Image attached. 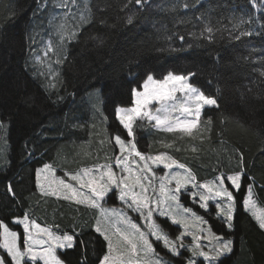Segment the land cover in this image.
Here are the masks:
<instances>
[{"label": "trees", "instance_id": "1", "mask_svg": "<svg viewBox=\"0 0 264 264\" xmlns=\"http://www.w3.org/2000/svg\"><path fill=\"white\" fill-rule=\"evenodd\" d=\"M44 2L0 0V120L8 124L2 123L9 143L7 161L0 167V221L23 233L14 219L29 208L40 207L45 223L76 236L74 247L58 251L61 259L67 264H99L107 242L95 231L96 215L89 207L61 198L40 204L37 169L47 162L58 166L62 152H70L74 144L90 138L76 122L89 118L99 103H87L89 99L99 101L91 92L95 88L101 89L108 122L99 127L95 139L99 142L106 132L126 135L114 110L131 105V89L138 87L146 73L157 78L168 72L194 73L190 83L217 102L203 110L201 121L206 123L202 133L179 138L178 133L136 125L138 148L143 152L174 151L199 180L243 170L240 190L232 189L236 206L231 228L217 217L214 206L207 212L191 205L187 194L182 197L187 206L205 214L217 234L233 241L232 251L217 264H264V229L243 204L248 184H254L255 195L264 204V30L258 26L264 23L260 19L264 9H258L252 0H200L187 9L182 4L193 0H146L143 8L135 0H91V20L70 41L60 65V87L51 89L29 60L32 38L46 26L51 5L42 9ZM202 12L214 27L212 34L200 35L204 25L198 17ZM249 12L256 23L243 27L250 28L253 35L233 39L238 30L230 17ZM133 13L132 23H128ZM149 131L155 138H179L175 143L179 147L166 149L156 140L149 146ZM191 143L196 151L188 149ZM228 186L231 188L229 182ZM105 200L108 205L122 206L116 193H109ZM87 210L90 215L81 221ZM156 248L165 253L159 242Z\"/></svg>", "mask_w": 264, "mask_h": 264}, {"label": "snow or ice", "instance_id": "2", "mask_svg": "<svg viewBox=\"0 0 264 264\" xmlns=\"http://www.w3.org/2000/svg\"><path fill=\"white\" fill-rule=\"evenodd\" d=\"M135 3L143 8L146 0H135ZM198 3L200 0H193L192 4L184 2L182 7L187 9L195 7ZM252 4L258 9H264V0H252ZM52 7L63 11L59 14L60 22L54 26L55 34L59 38L58 42L54 44L49 40L44 49L45 57L49 52H55L58 55L66 41L76 38L80 24L90 22L92 17L89 0H79V2L78 0H55ZM73 8L76 9L75 12ZM134 15L135 13L128 16V23H132ZM69 17L77 20L75 28L71 31L68 29ZM204 17L203 12L198 17L204 25L201 36L205 32L209 34L214 32L211 21ZM57 18L54 15L49 20L50 27ZM260 19L264 21V14ZM230 20L233 27L238 30V34L232 36L233 39L239 40L241 37L253 35L250 28L243 27L246 24L256 23L251 12L240 15L233 13ZM258 26L264 30V23ZM52 35L53 33L50 32L49 36ZM192 35L195 36L196 33ZM167 38L171 39V37ZM179 38L184 39L183 36ZM37 60L42 64L46 63L41 57H37ZM61 62L60 59L56 60L57 64ZM48 69L52 71L51 64H48ZM192 75L195 74L168 72L157 78L152 73H146L138 87L131 89L133 97L131 106H118L114 110L120 125L126 130V137L120 134L114 136V144L118 146V150L111 156L105 155L104 162H97L90 167L80 168L61 176L56 175L55 169L50 164H45L37 172L40 190L45 195L56 196L64 193V199L74 200L79 205L97 211L95 231L100 233L107 242V251L99 264H162V258L156 252L150 237L162 242L163 247L174 255H180V248L188 249L191 252V258L187 260V264H197L196 258H203L207 264H216L221 255L232 251L233 241L217 236L210 227L205 228L207 221L191 208L185 207L180 202V194L183 191L193 200L198 198L200 207L205 211L209 208V201H212L217 210V217L231 228L236 198L229 186H226L225 181L230 182L233 190L239 191L241 178L244 175L243 170L230 175L221 173L212 180L198 183L192 170L172 155L167 152L155 155L141 152L136 143L134 126L138 121L140 127L150 124L157 130L180 133L188 137H194L200 130L202 109L206 105H216L217 102L215 98L205 95L202 90L190 83ZM50 86L55 85L50 84ZM104 119L107 120V117ZM2 126L0 124V127ZM109 142L111 143V140ZM240 162L243 164L242 154ZM160 166L167 171L159 174L155 168ZM189 186L196 191L190 190ZM109 193H118V199L126 208L138 213L137 219L145 222L146 230L124 210L105 207V198ZM243 204L249 209L254 206L251 184L247 185ZM154 213L160 217L170 218L173 224L181 225L184 231L175 240L171 239L153 218ZM252 214L259 222L260 228L264 229V212L257 214L253 211ZM189 217L195 222L200 233L203 234L206 231L211 237L207 251L200 242L202 236L194 234L189 229ZM17 224L22 225L23 233L10 229L7 224L0 221V229H2L0 248H3L11 257L8 261L0 256V264H12V262L36 264L37 261H42L43 264H64L56 254V250L74 247L75 234L58 235L49 227H42L35 220H30L27 215L19 219ZM23 234H26V238L22 240ZM185 236H191V244L184 243Z\"/></svg>", "mask_w": 264, "mask_h": 264}, {"label": "rangeland", "instance_id": "3", "mask_svg": "<svg viewBox=\"0 0 264 264\" xmlns=\"http://www.w3.org/2000/svg\"><path fill=\"white\" fill-rule=\"evenodd\" d=\"M54 2H55V0H45L44 4H40V7L42 9L45 8V5L47 3H50L51 6L49 7V9L47 11V15H46V26L43 27V28H39L37 30V32H36V35L33 36V38H32V45H33V47H32V52H31V55H30V58H29V60H30V62L32 64V66H33V68L37 71V74L40 75V77L42 79H45L46 85L49 88H51V89H57L58 87H60V85H59L60 79H61V67H60V65H61L62 62L59 63V64H57L56 63V60L57 59H60L62 61L63 58L66 57V55L68 53V49L67 48H68L69 43L71 41V40L70 41H66L64 43L63 48H62V50H59V54L58 55L55 54V52H49V54H48L47 57L44 56V49H45L46 45L48 44L49 40H51L55 44V43L58 42V39H59L58 36L55 34V27L54 26H55V24H57V23L60 22L59 14L63 10H61L59 8H53L52 7V4ZM78 2H79V0H78ZM90 3H91V0H89V6H90ZM81 7H83V4L82 3H81ZM73 11L75 12L76 9L73 8ZM54 15H56L58 18H57V20H55L53 22V26L50 27L49 20ZM76 24H77V20H73L71 17H69V19H68V29H69V31H71L73 28H75ZM85 24L86 23L80 24L79 29H78V32H77V35H78L80 29ZM50 32L53 33L52 36H49V33ZM37 57H41L43 60L46 61V63H43V64L40 63L37 60ZM48 64H51V69H52L51 72L48 69ZM41 73H43V74H41ZM56 73H58V75H55ZM50 84H54L55 86L52 87V86H50ZM91 92H95L97 94L99 101H94V100H90L89 99L87 101V103L88 102L90 104L98 103V102L99 103L96 104V107L93 108V110L91 112V116L89 118H87V119H84V118L78 119V121L76 122V127H78L79 129L85 128V130L90 133V138L89 139H86V140H84L82 142H79L77 144H74L73 145V148L71 149L72 151H70V152H62L60 159H58V161H59V165L58 166H56L54 163H51V162L45 163V164H50V165L53 166V168L56 171V175L57 176H61L64 173L74 172V171H76V170H78L80 168L90 167V166H92L93 164H95L97 162H101L102 163V162H104L105 155L111 156V155H113V153L115 151L118 150V146H115L114 139H113L114 136L117 133L116 134H113V136H110V133L108 134V132H106V134L102 138L101 137L99 138V140H98L99 142H96V140H95L96 139V136H99L97 134L100 133V131H99L100 125L102 123H104V121H105V126H107L108 125V122H107V120L104 119V117H106V116H105L104 111H103L101 89L100 88H95ZM178 95H180V94H178ZM206 106H208V105H206ZM123 107H128V106H123ZM204 108L202 109V114H203ZM201 118H202V115H201ZM2 123H4V122H2L0 120V124H2ZM205 123L206 122H203V121L200 122V125H199V129L200 130L198 132H196V133H202V131H203L204 127H205ZM4 124L8 127V124L7 123H4ZM4 124H2L3 125L2 127H0V167L3 166L6 163V161H7V153H8L7 151H9V143H8V138H6V127L4 126ZM139 124H140V122L138 121L137 122V126L138 127H140ZM148 125H150V124H144L143 127H141V128L145 129L144 127H147ZM152 129H155V128L152 126ZM107 130H108V128H107ZM174 134H177V133H174ZM148 136H149V139H148L149 140V143H148L149 146L150 145H153V143L156 140L158 142V145L159 146H164L166 149L179 147V145H175L176 141L177 140L179 141V138L187 137L186 135H183L182 136L180 133H178L177 134V137H179V138H177V137L176 138L175 137L174 138H166V137L155 138L152 131H149L148 132ZM122 137H126V135L125 136H122ZM110 140H111V143H113L114 149L111 148V143L109 142ZM101 141H103V144H101ZM166 145H171V147H166ZM100 147H103L102 148L103 149L102 151L99 150ZM137 147H138V145H137ZM193 147H194V144L191 143L188 146V149H193ZM141 152H143V151H141ZM161 152H167L169 155H172L175 159H177L175 157V154H174L175 152L174 151L173 152H169L167 150H164V151H158V152H145V153H150V154L155 155V154H159ZM178 161L181 162V163H184V162H182L180 160H178ZM184 164L188 168H190L186 163H184ZM44 165L38 167L37 172L40 169H42L44 167ZM60 170H63V171H60ZM155 170L159 174H163V171H167V170H164L163 169V166H160L159 168H155ZM192 172L195 174V172L193 170H192ZM234 172H238V171H234ZM234 172L224 173V174H229L230 175V174H233ZM220 174L221 173L216 174V175H214V176H212L210 178H206L205 180H199L197 178L196 174H195V176H196V180H197L198 183H204L205 181L212 180L214 177H216V176H218ZM36 177H37V173H36ZM228 182L229 181H227V180L225 181L226 186H228ZM241 182H242V178H241ZM37 185H38L37 186L38 187V191L41 193V197H42V199H40L41 200L40 204L41 203L43 204V201L45 202L47 199H51V198H54V199H57V198L64 199V193H60V194H58L56 196H53V195H45L44 193L41 192L38 181H37ZM251 185H252V190H253L254 206L251 209L246 208V207L245 208H246V210L250 211L251 213H253V211H255L257 214H260V213L264 212V204L261 203L259 201V199L256 197L255 190H254V184H251ZM189 189L192 190V191H196V189H191V186H189ZM230 190H232V188H230ZM184 193L187 194L186 192H183V191L180 194V202L185 207L191 208L193 210V212H195L197 215H200V216H203L204 217V219L207 221V225L204 226L205 228L210 227L211 228V231L213 233H215L217 236H221V235L217 234L213 230V228L211 227L210 223L208 222L205 214H203L199 210H196L194 206H187L185 204V202L183 201V197H182V195L185 196ZM116 195H117V199H118V193H116ZM233 195H234V192H233ZM234 197H235V195H234ZM245 197H246V195H245ZM188 199H189V203L191 205L192 204H196V205H198L200 207V204L198 202V198L196 200H193L188 195ZM67 201H69L71 203H75L74 200H67ZM121 203H122V206H112V205L105 204V207H112V208H117V209L124 210L125 212H127V214L130 217H132V219L134 221H136L137 223H139L143 227H145V230H146L145 222L143 220L137 219L138 213H136V212H134V211H132L130 209H127L126 206L123 204V202H121ZM82 206H84V205H82ZM213 206H214V203L212 201H209V208H208L207 212L210 211ZM84 207H86V206H84ZM87 209H88V207H87ZM90 209H92V208H90ZM201 209H203V208H201ZM40 211H41V208L40 207H34V209L33 208L32 209L29 208L24 215H27L30 220H35L36 223H39L42 227H49L53 232L57 233L58 235H63L65 233H67V234H74L72 232L62 230L56 224L53 225V224H50V223H45V220L44 219L42 220L40 218V215H39ZM92 211H93V213L97 217V215H98L97 211L95 209H92ZM89 215H90V212H88V210H87V212H85V213L82 214L80 220L83 221L82 219H86V217L89 216ZM23 216L22 217H19V218H15L14 221L17 222L19 219H22ZM153 218L156 220L157 223H159L161 225L162 229L173 240H175L176 237L178 235H180L181 232L184 231V229H183V227L181 225L173 224L171 222L170 218H168V217H160V216H158L157 213H154V217ZM10 229H12V228H10ZM189 229L192 230L194 232V234L201 235L202 236V239H201L200 242H201L202 246L204 247L205 251H207L208 248H209V246H210L209 245V241L211 240V237H209L207 235V232L206 231L203 234L200 233L199 230L197 229V226H196L195 222L192 221V218L191 217H189ZM12 230H14V229H12ZM1 231H2V229H1ZM15 231H17L18 233H20L19 230H15ZM24 238H26V234H23V239ZM150 239L154 243L156 252L162 258V264H187V260L189 258H191V252L188 249H186V248H180L179 249L180 255H174L171 252H169L166 248L163 247L162 242H159L160 245L162 246V248L164 249L165 253H168L169 255H166L164 252L161 253L156 248V244L158 243V241H155V238L154 237H150ZM224 239L227 240V238H224ZM184 243L185 244H191L192 243L191 236H185L184 237ZM0 249H2V251L6 252L3 248H0ZM59 250H61V249H57L56 250V254L58 256H59V254H58V251ZM2 251H0V256H3ZM227 254L228 253H225V254L221 255L218 258L216 264L218 263L219 259L222 256L227 255ZM59 258H60V256H59ZM61 260L64 262V264H67L63 259H61ZM196 261H197V264H202L203 258H196ZM13 264H14V262H13ZM36 264H43V262L42 261H37ZM203 264H207V262L206 261H203Z\"/></svg>", "mask_w": 264, "mask_h": 264}]
</instances>
